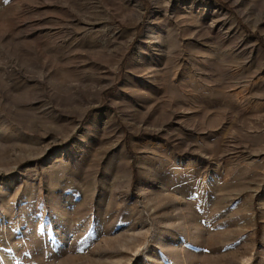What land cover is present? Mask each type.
<instances>
[{
    "label": "rangeland",
    "instance_id": "obj_1",
    "mask_svg": "<svg viewBox=\"0 0 264 264\" xmlns=\"http://www.w3.org/2000/svg\"><path fill=\"white\" fill-rule=\"evenodd\" d=\"M0 264H264V0H0Z\"/></svg>",
    "mask_w": 264,
    "mask_h": 264
}]
</instances>
